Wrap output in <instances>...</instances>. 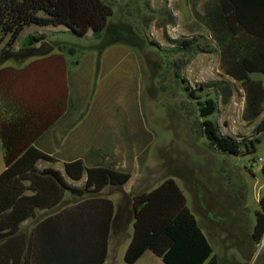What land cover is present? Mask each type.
I'll list each match as a JSON object with an SVG mask.
<instances>
[{"label": "trees", "instance_id": "1", "mask_svg": "<svg viewBox=\"0 0 264 264\" xmlns=\"http://www.w3.org/2000/svg\"><path fill=\"white\" fill-rule=\"evenodd\" d=\"M200 1L190 0L194 19L216 42L225 74L242 83L246 92L244 117L254 121L264 112V83L250 78L253 73L264 76V0H206L203 12L197 8ZM113 14L104 0H0V41L10 37L8 44L14 45L31 25H62L80 36L91 31L100 39ZM109 32V44L125 40L139 46L130 31L117 27ZM25 41L29 48L44 38L28 35ZM190 44L184 42L182 46ZM59 48L70 54L77 51L64 44ZM219 87L227 103L231 90L225 84ZM196 99L202 133L213 148L232 156L242 155L245 147L252 152L250 145L255 142L244 147L223 135L210 118L218 110L215 93ZM39 122L21 100L0 92V137L6 163L0 174V264H105L117 220L115 207L109 199L90 196L107 186L121 189L131 174L108 167L87 168L82 160L67 162L65 173L71 180L87 177L84 186L78 188L59 170H40V161L55 159L33 143ZM257 132H264V117ZM67 193L82 201L65 207L62 204ZM127 197L124 194L126 202ZM132 203L134 235L125 254L126 264H136L147 251L165 264H218L209 239L173 179L139 194ZM259 204L253 231L257 243L264 238V195ZM54 209L56 212L39 220L29 233L21 232L22 225L35 220L39 212Z\"/></svg>", "mask_w": 264, "mask_h": 264}, {"label": "rangeland", "instance_id": "2", "mask_svg": "<svg viewBox=\"0 0 264 264\" xmlns=\"http://www.w3.org/2000/svg\"><path fill=\"white\" fill-rule=\"evenodd\" d=\"M104 1L114 11L108 25L111 23L113 28L130 31L134 42L139 44L133 50L136 56H140L141 63L132 78L120 73L125 65L118 68L110 64L104 80L98 64L99 51L83 50L98 44L99 39L91 31L80 36L62 25H31L25 28L14 45L8 44L10 37L0 41V65L10 52H22L28 48L25 45L28 35L44 38L55 47V53H62L68 72L75 61L82 60L80 64L85 65L89 58L93 60V71H90L92 87L87 99L93 115L100 113L108 120L118 106V115H122L124 122L128 121L129 114L123 110L127 101L136 107L135 121L140 120L151 134L146 150L138 159L139 167L131 170L130 193L126 195L129 200L126 202L123 198L121 214L128 207L132 208L134 197L173 179L209 239L218 264H264V238L260 243L253 240L257 212L261 208L259 201L264 195V164L260 163V159L264 160V132H257L264 112L254 121L245 120L246 92L243 85L223 71L217 44L210 32L195 21L190 0ZM205 1L198 4L200 12L204 11ZM107 30H104V38ZM184 42L191 44L183 47ZM61 44L74 46L77 51L74 54L61 51ZM8 59V64L13 66L27 60ZM250 78L264 83V76L260 73H253ZM117 80L130 82L112 86V81ZM224 84L232 94L227 103L221 87L217 88ZM17 86L16 83L11 86L9 96L22 100V95L16 93L19 89H14ZM49 86L45 87L46 90ZM208 93H215L218 99V110L210 118L218 124L223 135L242 142L244 147L255 142L250 145L251 153L245 147L242 155L232 156L210 145L199 124L201 119L196 99ZM97 104H100L99 108ZM134 146L132 144L133 149ZM50 163L62 168L58 160ZM72 201L73 198L66 200L64 205ZM44 212L47 211L39 212L35 220L24 223L21 232L29 233L39 220L49 215ZM127 219L123 222L122 236L117 235L119 217L110 233L109 253L116 260L115 264H126L125 254L134 235V219Z\"/></svg>", "mask_w": 264, "mask_h": 264}, {"label": "crops", "instance_id": "3", "mask_svg": "<svg viewBox=\"0 0 264 264\" xmlns=\"http://www.w3.org/2000/svg\"><path fill=\"white\" fill-rule=\"evenodd\" d=\"M111 25L110 23L107 26L108 30L105 38L102 35L98 44L83 48V50L99 51L98 64L104 80L106 69L110 64L119 66L118 68L125 65L121 68L120 73L122 76L132 78L133 74L134 76L136 74L134 72L135 68L141 63V58L139 55L136 56L133 50L136 46L131 42L127 43V41L122 40L109 44L111 41L109 31L110 28H113ZM125 52L132 53L126 55ZM8 60L5 58L0 65V80L3 81L0 89L9 96L12 93L11 86L14 87L15 83L18 85L14 89L19 90H15V92L17 91V94L19 92L22 95L21 101L31 113L36 114L40 119L36 127V136L33 139L34 145L58 160L62 165V168H57L53 166V163L40 161L38 163L40 170L45 168L58 169L71 185L78 188L84 186L87 177L85 175L81 181L71 180L65 173L67 162L82 160L87 168L108 167L131 174L130 181L121 189L107 186L100 193L90 196L92 198L109 199L113 202L115 217L120 218L119 233L117 235L118 237L122 236L125 230V228L123 229V222L129 220L127 218H130V221L134 219L132 208L128 207L121 214L120 205L124 198L123 194L130 193L133 174L131 170L139 167L138 159L141 153L146 150L148 140L151 137L145 125L140 120L135 121L136 107L130 102H124L123 110L129 114L128 121L125 122L121 117L122 115H118L120 109L118 106L117 110H113L114 113L110 115V118L107 117L108 120L105 115L100 113L98 116L93 115L92 107L87 105L88 95L92 87L90 71H93V60H90V58V62L87 61L85 65L80 64L82 60L75 61L72 70L69 72L65 56L60 52L55 53L54 50L46 56L27 59L18 66L9 65ZM1 76H3V79ZM126 82L130 81H124L123 83L117 80L112 81L111 84L115 86L117 83L125 84ZM47 86H49L48 90L45 88ZM100 89L101 86H99V92ZM96 106L99 108L100 104ZM132 144H135L134 149ZM5 169L4 149L0 137V174ZM72 198L74 202L72 201L71 204L65 205V207L76 205L82 201L81 198L67 193L62 205L66 200ZM54 212H56V209L44 213L51 215ZM41 213L43 212L41 211ZM115 263L116 260L113 256L110 257L108 252L105 264ZM136 264L165 263L153 252L147 251Z\"/></svg>", "mask_w": 264, "mask_h": 264}, {"label": "water", "instance_id": "4", "mask_svg": "<svg viewBox=\"0 0 264 264\" xmlns=\"http://www.w3.org/2000/svg\"><path fill=\"white\" fill-rule=\"evenodd\" d=\"M55 47L47 41H44L40 46L29 47L22 52L10 53L6 57L13 59H28L31 57H42L51 53Z\"/></svg>", "mask_w": 264, "mask_h": 264}, {"label": "built area", "instance_id": "5", "mask_svg": "<svg viewBox=\"0 0 264 264\" xmlns=\"http://www.w3.org/2000/svg\"><path fill=\"white\" fill-rule=\"evenodd\" d=\"M260 163H261V164H264V160H263V159H260Z\"/></svg>", "mask_w": 264, "mask_h": 264}, {"label": "flooded vegetation", "instance_id": "6", "mask_svg": "<svg viewBox=\"0 0 264 264\" xmlns=\"http://www.w3.org/2000/svg\"><path fill=\"white\" fill-rule=\"evenodd\" d=\"M10 53H17V52H10ZM7 56H8V55H7ZM7 56H6V57H7ZM6 57H5V58H6Z\"/></svg>", "mask_w": 264, "mask_h": 264}]
</instances>
